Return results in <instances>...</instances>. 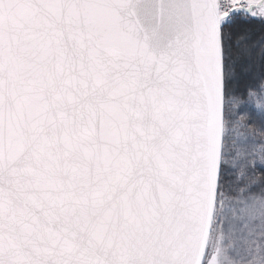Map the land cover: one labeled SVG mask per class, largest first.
<instances>
[{"label":"snow or ice","instance_id":"1","mask_svg":"<svg viewBox=\"0 0 264 264\" xmlns=\"http://www.w3.org/2000/svg\"><path fill=\"white\" fill-rule=\"evenodd\" d=\"M0 264H264V0H0Z\"/></svg>","mask_w":264,"mask_h":264}]
</instances>
